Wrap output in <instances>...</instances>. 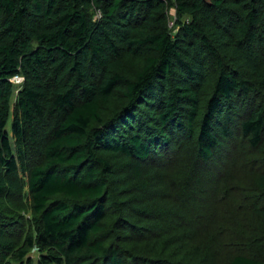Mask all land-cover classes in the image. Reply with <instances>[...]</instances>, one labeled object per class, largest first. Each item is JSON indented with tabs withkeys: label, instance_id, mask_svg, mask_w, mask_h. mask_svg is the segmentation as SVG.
<instances>
[{
	"label": "trees",
	"instance_id": "trees-1",
	"mask_svg": "<svg viewBox=\"0 0 264 264\" xmlns=\"http://www.w3.org/2000/svg\"><path fill=\"white\" fill-rule=\"evenodd\" d=\"M0 264H264V0H0Z\"/></svg>",
	"mask_w": 264,
	"mask_h": 264
},
{
	"label": "rangeland",
	"instance_id": "rangeland-1",
	"mask_svg": "<svg viewBox=\"0 0 264 264\" xmlns=\"http://www.w3.org/2000/svg\"><path fill=\"white\" fill-rule=\"evenodd\" d=\"M171 23H174L173 22V20H171ZM11 120H12V118H10V121H9V123L11 124ZM10 124H9V126H8V130L10 131ZM10 136H11V132H10ZM167 178H168V180H171V176H166ZM158 181H160L159 180V178H157L156 179V181L155 180H152L151 182H148V181H143V182H140V187H143L144 189H143V191L141 190V191H139V195H140V197H142L143 195H142V192H145V193H150L151 195H155L156 193H157V191H159V189L157 188L158 187V185L156 186V184H155V182L156 183H159ZM163 181H166V179L164 178V180ZM169 191V190H168ZM169 193H170V191H169ZM157 202H159V201H157ZM159 204V203H158ZM27 205H28V202L26 203V209H27ZM159 205H162V204H159ZM27 218H30V213H28L27 214V216H26ZM38 251V250H37ZM37 251H34V249L30 252V257H33V259H34V262L35 261H37V258H38V252Z\"/></svg>",
	"mask_w": 264,
	"mask_h": 264
},
{
	"label": "built area",
	"instance_id": "built-area-1",
	"mask_svg": "<svg viewBox=\"0 0 264 264\" xmlns=\"http://www.w3.org/2000/svg\"><path fill=\"white\" fill-rule=\"evenodd\" d=\"M101 18V14L99 12L96 13V19H100ZM174 23L170 22V27L173 26ZM14 84H20L23 81V77H21L20 75H16L13 77V79L11 80ZM37 248H34V251H37Z\"/></svg>",
	"mask_w": 264,
	"mask_h": 264
}]
</instances>
